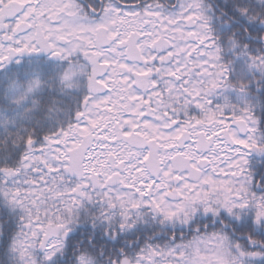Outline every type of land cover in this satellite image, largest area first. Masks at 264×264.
<instances>
[{"label":"snow or ice","instance_id":"obj_1","mask_svg":"<svg viewBox=\"0 0 264 264\" xmlns=\"http://www.w3.org/2000/svg\"><path fill=\"white\" fill-rule=\"evenodd\" d=\"M0 264H264V0H0Z\"/></svg>","mask_w":264,"mask_h":264},{"label":"trees","instance_id":"obj_2","mask_svg":"<svg viewBox=\"0 0 264 264\" xmlns=\"http://www.w3.org/2000/svg\"><path fill=\"white\" fill-rule=\"evenodd\" d=\"M257 115H259V113H257Z\"/></svg>","mask_w":264,"mask_h":264}]
</instances>
